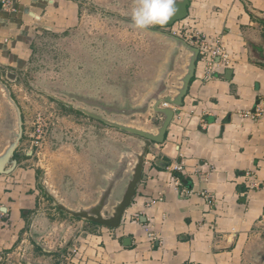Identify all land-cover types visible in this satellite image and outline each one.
<instances>
[{"label": "crops", "instance_id": "obj_1", "mask_svg": "<svg viewBox=\"0 0 264 264\" xmlns=\"http://www.w3.org/2000/svg\"><path fill=\"white\" fill-rule=\"evenodd\" d=\"M86 5V0H21L15 10H3L0 4V79L16 80L35 63L47 39L82 28ZM181 22L219 38L229 64L208 80L198 57L183 106H168L176 113L163 144H152L148 151L145 179L121 226L110 229L77 219L69 242L63 234L56 237L55 248H45L31 234L28 241L40 194L32 184L18 185L20 171L0 175V264H264V112L244 117L264 110V0H191ZM127 37L120 45L98 37L94 44L75 47L74 94L117 105L141 99L169 45L144 31ZM130 44L138 49V67H144L114 70L107 55L113 56L116 47L129 54ZM152 48H157L153 54ZM228 69L233 74L225 80ZM179 74L178 69L171 77ZM82 124L91 129L76 136V146L100 134L95 155L103 162L94 168H65L62 182L45 175L69 206L95 198L105 169L119 157L120 144L134 139L90 119Z\"/></svg>", "mask_w": 264, "mask_h": 264}, {"label": "rangeland", "instance_id": "obj_2", "mask_svg": "<svg viewBox=\"0 0 264 264\" xmlns=\"http://www.w3.org/2000/svg\"><path fill=\"white\" fill-rule=\"evenodd\" d=\"M86 2L88 5L83 9L82 28L60 38L47 39L46 46L35 56V63L23 74H16V80L5 76L0 79L9 89L13 101L17 104L23 131L27 132L23 135L16 152L25 154L31 152L32 149L35 150L32 142L37 139L32 138L31 135L34 134L41 138L38 140L40 145L38 153H34L32 157L22 156L19 159L20 165L13 172L20 171L17 179L18 185L30 186L32 184L35 186L34 192L40 194L41 202L37 209L39 215L35 214L33 223L29 221L28 241L31 234L32 239L45 248H55L58 243L55 239L62 234L65 237L64 242H69L68 238L77 228L80 219L78 221L66 214L57 213L54 204L44 197L43 191L39 188V180L49 174V181L59 178L62 182L61 173L65 168L71 170L85 166L94 168L103 162V159H97L95 155L99 150L98 140H103L100 134L92 135V139L87 144L81 142L80 146H76L78 142L76 136H83L84 129L87 128L88 131L91 128L82 124L83 121H88L87 117L85 118L83 114L76 112L77 110L68 105V103L79 105L72 98L77 89L73 82V71L79 63L77 60L74 61L75 56L79 59V55L75 54V47H79L81 43L88 44V46L94 44V38L98 37L113 40L120 45L122 40L129 39L127 34H142V30L132 27L131 21V12L137 0H86ZM172 28L181 30V33L192 31L182 22L175 24ZM89 31L94 35H89ZM132 42L131 40L130 43ZM130 46L129 54L121 52L122 49L116 47L113 50V56L112 53L107 55L108 60L112 59L110 62L114 70L121 67L125 69L127 65L130 70L144 67H138V49H134L132 44ZM156 50L157 48H152L150 52L153 54ZM50 114H53L58 122L54 125V130L50 129L46 135L38 132L37 129L40 126L41 130L44 128L45 122H38L37 118L49 119ZM91 122L94 121L91 120ZM15 123V110L6 101L5 90L0 85V151L7 143ZM95 141L96 143L93 144ZM80 179L82 182L87 181L85 173ZM67 180L69 177L66 178ZM65 243H62L61 248L65 246ZM25 250L23 247L17 252ZM72 254L74 255V252L70 253Z\"/></svg>", "mask_w": 264, "mask_h": 264}, {"label": "water", "instance_id": "obj_3", "mask_svg": "<svg viewBox=\"0 0 264 264\" xmlns=\"http://www.w3.org/2000/svg\"><path fill=\"white\" fill-rule=\"evenodd\" d=\"M189 5L190 0H177V12L167 25H157L148 30H142L147 35L167 43L169 48L157 66L155 78L150 81L149 88L137 103L132 104L125 99L122 104L117 105L100 99H80L76 94L72 95L79 105L68 103L69 106L96 122L128 133L134 139H130L126 144H120L119 157L113 166L105 169V174L101 176L103 184L97 187V194L92 201H76L75 206L67 205L46 183L44 175L39 186L58 211L74 219L110 229L121 226L125 211L131 206L136 196L137 187L145 179L143 173L148 151L152 144H163L167 129L176 113L175 110L164 105L182 107L190 83L195 76L199 50L184 39L170 33L175 24L188 17ZM179 57L182 61L177 62ZM178 69L180 74L171 77ZM232 74L233 71L228 69L222 77L230 80ZM0 85L5 90L6 101L16 113L15 126L11 129L7 143L0 151V175H10L18 166L14 153L22 139L23 130L17 104L1 80ZM55 99L58 100V98ZM149 113L151 116L144 119L142 124H138L136 117L147 118ZM112 116L117 118L113 119ZM31 155L32 152H28V156ZM144 220L142 218L143 222ZM127 241L129 238L124 240V245H128Z\"/></svg>", "mask_w": 264, "mask_h": 264}, {"label": "built area", "instance_id": "obj_4", "mask_svg": "<svg viewBox=\"0 0 264 264\" xmlns=\"http://www.w3.org/2000/svg\"><path fill=\"white\" fill-rule=\"evenodd\" d=\"M20 2L21 0H0V4L3 10H15L16 5H18ZM180 31L181 30L179 29L171 28L170 33L184 39L188 44L196 47L199 50L200 62H202L206 68V79H211L213 77L214 72H224L229 62L227 60V54L224 51L219 38L204 35L199 31H183L182 33ZM164 106L168 107V105ZM263 112L264 110L258 108L255 115L246 114L244 117L249 116L251 118H254V116L262 115ZM51 118L53 120H51ZM37 121L45 122L44 128L42 130L40 129L41 126L37 129L38 132H41L45 135L49 132L50 129L54 130V125L58 123L57 120H55V116L53 114H50L49 119L39 117L37 118ZM24 134H27V132H25ZM31 137L37 139L36 141L32 142L33 147H35L36 149L33 150L31 148V151L33 153H38V149L40 148L38 140L41 138L36 137L34 134L31 135ZM178 169L181 170V167H179ZM201 195L209 199L208 194L202 192Z\"/></svg>", "mask_w": 264, "mask_h": 264}, {"label": "clouds", "instance_id": "obj_5", "mask_svg": "<svg viewBox=\"0 0 264 264\" xmlns=\"http://www.w3.org/2000/svg\"><path fill=\"white\" fill-rule=\"evenodd\" d=\"M177 0H137L131 12L132 27L148 30L153 26H165L177 12Z\"/></svg>", "mask_w": 264, "mask_h": 264}, {"label": "flooded vegetation", "instance_id": "obj_6", "mask_svg": "<svg viewBox=\"0 0 264 264\" xmlns=\"http://www.w3.org/2000/svg\"><path fill=\"white\" fill-rule=\"evenodd\" d=\"M190 4H191V0H190ZM190 9V5H189V8H188V10ZM188 15H189V13H188ZM66 104V103H65ZM65 106V105H64ZM92 111V110H91ZM93 111H95V110H93ZM76 112H78V111H76ZM78 113H81V112H78ZM82 114V113H81ZM85 116V115H84ZM85 117H87V116H85ZM88 119H90V120H92V121H95V120H93V119H91V118H89V117H87ZM112 118L113 119H116L117 117L116 116H112ZM136 119H138V120H141V121H138V122H143L144 121V118H142L141 116H137L136 117ZM136 121V120H135ZM134 121V122H135ZM96 122V121H95ZM22 130H23V128H22ZM120 132H122V131H120ZM122 133H124V132H122ZM125 134H128V133H125ZM23 135H24V131H23ZM23 135H22V138H23ZM17 151V150H16ZM15 151V153H14V158L18 161V165H20L19 164V159L22 157V156H24L25 157V155L27 156V157H32L33 156V152H32V156H28V153H25V154H21V153H18V152H16ZM28 152V151H27Z\"/></svg>", "mask_w": 264, "mask_h": 264}, {"label": "trees", "instance_id": "obj_7", "mask_svg": "<svg viewBox=\"0 0 264 264\" xmlns=\"http://www.w3.org/2000/svg\"><path fill=\"white\" fill-rule=\"evenodd\" d=\"M264 23V22H263ZM44 197L46 198V196L44 195ZM49 200V199H48ZM49 201H51V200H49ZM52 202V201H51Z\"/></svg>", "mask_w": 264, "mask_h": 264}]
</instances>
